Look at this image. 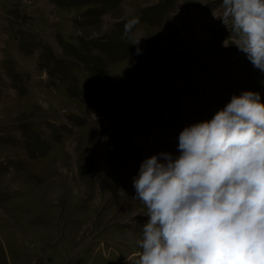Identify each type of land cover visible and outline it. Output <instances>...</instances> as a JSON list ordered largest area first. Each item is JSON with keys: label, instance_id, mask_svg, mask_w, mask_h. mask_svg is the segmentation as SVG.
<instances>
[{"label": "rangeland", "instance_id": "374dc122", "mask_svg": "<svg viewBox=\"0 0 264 264\" xmlns=\"http://www.w3.org/2000/svg\"><path fill=\"white\" fill-rule=\"evenodd\" d=\"M221 13V0H0V264H135L140 163L177 153L179 132L233 94L264 103Z\"/></svg>", "mask_w": 264, "mask_h": 264}, {"label": "clouds", "instance_id": "9594fccd", "mask_svg": "<svg viewBox=\"0 0 264 264\" xmlns=\"http://www.w3.org/2000/svg\"><path fill=\"white\" fill-rule=\"evenodd\" d=\"M221 8L231 45L264 76V0H221ZM177 141V153L145 158L132 178V201L148 217L135 238V264H264L261 94H233Z\"/></svg>", "mask_w": 264, "mask_h": 264}]
</instances>
